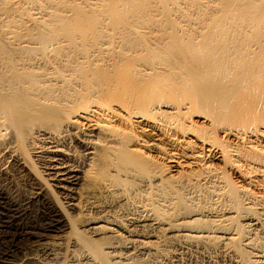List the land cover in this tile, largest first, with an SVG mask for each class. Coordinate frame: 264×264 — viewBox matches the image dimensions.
I'll return each mask as SVG.
<instances>
[{"label": "bare ground", "instance_id": "1", "mask_svg": "<svg viewBox=\"0 0 264 264\" xmlns=\"http://www.w3.org/2000/svg\"><path fill=\"white\" fill-rule=\"evenodd\" d=\"M11 172L28 195L0 191V264L65 237L87 264H139L174 228L264 264V0H0Z\"/></svg>", "mask_w": 264, "mask_h": 264}, {"label": "rangeland", "instance_id": "2", "mask_svg": "<svg viewBox=\"0 0 264 264\" xmlns=\"http://www.w3.org/2000/svg\"><path fill=\"white\" fill-rule=\"evenodd\" d=\"M193 120L197 125H201V120L197 117H194ZM188 172L189 171L187 170L185 171V173ZM173 173L178 177L180 176L179 170ZM0 191L3 192L6 197L15 198L20 204L26 201L28 195V189L23 185V181L21 182V178L17 172H11L9 175L0 174ZM211 204V194L207 190H203L195 197L194 202L188 204V206L190 211H196L199 208L206 206L209 207ZM1 207L2 206H0V209H3ZM71 213L74 214L73 211ZM99 213L101 212L94 211V215ZM1 216L2 215L0 214V217ZM175 216L176 215H174V218L171 221L179 223V226L182 227V229L183 227L185 229H191L200 226L201 222L192 221L196 216L185 215L187 216L185 217L184 214L177 216L178 218ZM201 225H203V223ZM174 229L175 230L169 233L162 231L163 234L159 238L160 242L157 241L158 245L155 244L157 247L156 249H158V247L160 248L157 253L154 252V254L139 255L137 256V262L139 264H149L154 260L156 261V264H236L226 253L225 244L212 242H208L205 245L204 243L195 244L196 242L193 244L191 240H187L188 238L178 236L180 233L184 234L186 232L178 230L179 228ZM63 234L68 235L69 229L65 228L62 235ZM96 238L99 239L98 236ZM153 238L154 237L151 236L150 239L152 240ZM225 242L227 241H224L223 243ZM20 244L22 246L28 245L21 241ZM77 250L78 249L74 247L71 242L66 240V237L64 239L43 238L38 244H36V247L32 248L30 253L41 264H87L86 260Z\"/></svg>", "mask_w": 264, "mask_h": 264}]
</instances>
